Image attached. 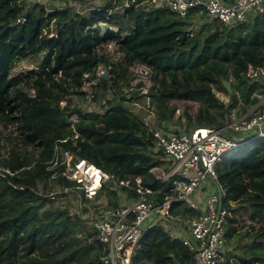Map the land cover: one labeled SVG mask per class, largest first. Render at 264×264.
Returning a JSON list of instances; mask_svg holds the SVG:
<instances>
[{
    "label": "trees",
    "instance_id": "1",
    "mask_svg": "<svg viewBox=\"0 0 264 264\" xmlns=\"http://www.w3.org/2000/svg\"><path fill=\"white\" fill-rule=\"evenodd\" d=\"M84 1L55 0L46 6L36 0L28 6L27 0H0V120L15 127L20 140L5 156L0 153V264H105V244L88 242L93 231L56 201L65 195L49 196L74 185L57 169H48L55 144L119 180L133 183L140 177L156 192L147 197L160 204L171 185L162 184L150 170H167L172 162L153 151L148 127L128 105L142 97L144 103L148 96L158 124L174 129L170 122L176 108L170 102H196V114H185L187 128L222 127L238 103L243 115L264 95V73L259 72H264V6L232 26L207 18L193 34L189 26L196 11L181 17L165 6L131 0ZM117 7L122 13L115 12ZM109 42L117 45L119 60L100 51ZM28 59H37L35 70L10 76ZM100 65L108 82L96 73ZM135 65L149 70L147 88L142 82L132 87L128 74ZM249 68L258 70L256 76L248 74ZM84 75L95 82L90 85L94 102L107 92L112 98L102 113L74 109L79 121L71 127L64 111L72 97L82 96ZM229 78L231 95L221 83ZM214 87L229 95L227 103ZM124 88L131 90L125 93ZM28 90H34L33 96ZM63 100L67 103L61 107ZM238 148L216 173L231 203L224 239L247 242L221 264H264V141ZM113 186H104L92 201H104V210H117L125 206L119 205L122 197L127 204L137 196L119 187L121 196ZM169 211L176 224L199 215L180 202ZM161 221L143 231L131 264H193L177 232L172 239Z\"/></svg>",
    "mask_w": 264,
    "mask_h": 264
},
{
    "label": "built area",
    "instance_id": "2",
    "mask_svg": "<svg viewBox=\"0 0 264 264\" xmlns=\"http://www.w3.org/2000/svg\"><path fill=\"white\" fill-rule=\"evenodd\" d=\"M36 2L32 0L31 3ZM132 3L145 4L148 7L165 6L174 14L184 17L191 11L203 13L206 18L216 20L226 26H232L245 20L247 14L264 6V0H131ZM29 6V5H28ZM258 71V70H257ZM257 71L249 68V75L256 76ZM263 74V70L259 69ZM97 75L104 73L97 68ZM86 84L91 85L84 76ZM84 83V84H85ZM33 96L34 90H30ZM143 94H146V89ZM67 101L60 102L64 107ZM145 107L149 114L145 120L152 137L154 152L162 153L172 163L168 169L152 168L150 173L162 184L170 183V195L157 204L147 195H154L147 186L135 177L133 183L119 180L115 175L106 173L84 159H74L71 152L54 145L52 159L48 169H57L58 174L74 183L72 187L60 188L53 195H72L77 200L74 213L93 233L88 242L97 240L105 244L107 255L105 264H131L130 258L134 246L144 230L163 220L172 223L181 234L182 244L192 254L193 264H221L225 245L224 233L230 216L227 208L226 193L218 183L216 167L229 157L235 149L257 138L264 139V95L260 101L240 118L226 123L222 127L196 126L185 130L166 129L158 124L152 110V100L146 96ZM71 127L79 121V115L71 107L64 111ZM229 129L240 136H231ZM226 132L227 134H225ZM235 137H239L235 139ZM231 153V154H230ZM57 174V173H55ZM53 174L51 178L55 176ZM218 185V189L214 182ZM109 183L114 187H124L136 193V198L119 209H102L101 203L92 199ZM115 189V188H114ZM87 199L92 206L84 203ZM180 202L199 215L181 219L174 223L170 213L173 203ZM180 225L182 228H180ZM174 239L176 234L170 232Z\"/></svg>",
    "mask_w": 264,
    "mask_h": 264
},
{
    "label": "rangeland",
    "instance_id": "3",
    "mask_svg": "<svg viewBox=\"0 0 264 264\" xmlns=\"http://www.w3.org/2000/svg\"><path fill=\"white\" fill-rule=\"evenodd\" d=\"M31 1L32 0H27L25 5H31L32 4ZM37 1L43 3L46 6L50 2H55V0H37ZM101 1H103V0H85L84 3L90 4L93 2L98 3ZM115 12L122 13V9L117 7V8H115ZM195 16L196 17H194V18H192V20H190V23H192V25L189 26V28L191 29L193 34H195V32H198L200 30V26L202 25V23L206 22V20H207L206 16L203 13L202 14L198 13ZM116 48H117V45L114 42H109L100 51L107 53L108 56L112 60L116 61V60H119V57H121V54L119 52H117ZM36 65H37V59L22 60L17 64L16 68H14L13 70L10 71L9 74H10V76H12V75H17L19 73H25V72L30 71V70H35ZM99 67H102L104 69V72L107 74V70L103 66L100 65ZM86 76L88 78V75H86ZM128 78L130 79L132 87L134 85H136L137 83H140V82H142L146 88L148 86H150L149 70L145 67L136 66V65L131 67L129 69ZM229 80L232 83V79L229 78ZM90 82H92L91 84L95 83L94 81H92V79L90 80ZM129 90H131V89H128V88L123 89V91L125 93H128ZM28 91L31 94V91L30 90H28ZM214 91H215L216 95L224 103L228 102L229 95L225 93V91L223 90L222 87H214ZM93 92H94L93 88L91 86H89V84L85 83L83 85V88H82V93H83L82 96L81 97H78V96L72 97L70 100V106L69 107H71L72 110L81 109L82 111H86L89 113H92V112H96V113L101 112L102 113L106 109V101L112 98V94L109 92L105 93L104 97L101 98V100L98 103H96L92 100L93 99L92 98ZM143 92H145V91L143 90ZM143 92H142V94H143ZM232 93H233V91L231 92V94ZM260 98H262V97H260ZM143 104L144 103H143V97H142L139 100H137L135 103H133V104L130 103L128 105V108L134 115H136L143 122H145L149 112H148V109H146V107H143ZM170 105H173L176 108L174 117H173L172 121L170 122V125L172 126V128H174L175 130L187 129V119H186L185 114H188L191 117H193L196 114V111L198 110V107H199L198 103L189 102V101H181V100H172L170 102ZM252 108H250L248 111H250ZM243 115H240V104L238 103L234 108H232L229 111L228 117L231 119V121H233V120L240 118ZM177 119L179 120V123L176 122ZM228 132L233 137L234 136H240L239 134H235L232 131V129H229ZM238 138L239 137H235V139H238ZM255 141L256 142H263L264 139L263 138H257L255 140H253L251 143H253ZM18 142H20V140H19L16 128L13 127L9 122H5L3 120H0V153H2L3 156H5L7 151L15 143H18ZM245 145H247V144H245ZM28 151H31V149L29 148ZM236 152H240L239 148L235 149L233 151V153H236ZM114 188L117 189V192L119 195H121V196L123 195L121 193V190L118 189L119 187H114ZM59 189L60 188H57V189H55V191H58ZM55 191H53L52 193H54ZM123 198L124 197H122L120 201L118 200L120 206L126 205V201L123 200ZM56 201H58V203L63 205V206L64 205L68 206L72 212H74L76 209L77 200L72 195H65V196L59 197V199H57ZM84 203L88 204V206H90V203L87 199L84 200ZM101 203H104V201H102ZM91 206H92V203H91ZM161 223H163L166 230H170L171 232H174V233L176 232L172 223L166 224L163 221H161ZM76 236L80 237V234L77 233ZM233 240L231 242H233ZM237 240H238V242L234 241L233 243H231V242L227 243L225 241V245H224L225 251L222 254L221 263H222V261L226 260L227 255H231L232 253L237 252L235 247L243 245L245 242H247V240L244 238H242V239L238 238Z\"/></svg>",
    "mask_w": 264,
    "mask_h": 264
},
{
    "label": "water",
    "instance_id": "4",
    "mask_svg": "<svg viewBox=\"0 0 264 264\" xmlns=\"http://www.w3.org/2000/svg\"><path fill=\"white\" fill-rule=\"evenodd\" d=\"M103 33H104V35L105 36H109L110 35V33H109V29L108 28H104L103 29ZM89 81L91 80V77L90 76H88V78H87ZM101 79H103L104 81H106V82H108L109 81V79H108V75L104 72V73H102V75H101ZM221 83H222V85H223V88L227 91V93L228 94H231V92H232V88H231V83H230V81L229 80H224V79H222L221 80ZM225 134H227L226 132H224ZM212 182H214V184H215V181H213L212 180V178H210V177H208ZM216 185V188L218 189L219 187H218V185L217 184H215Z\"/></svg>",
    "mask_w": 264,
    "mask_h": 264
},
{
    "label": "crops",
    "instance_id": "5",
    "mask_svg": "<svg viewBox=\"0 0 264 264\" xmlns=\"http://www.w3.org/2000/svg\"><path fill=\"white\" fill-rule=\"evenodd\" d=\"M177 236L179 237V236H181V234L177 233ZM224 251H225V248H224V250H223V253H224Z\"/></svg>",
    "mask_w": 264,
    "mask_h": 264
}]
</instances>
